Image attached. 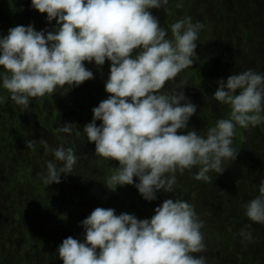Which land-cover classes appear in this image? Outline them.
I'll return each instance as SVG.
<instances>
[{
    "label": "clouds",
    "instance_id": "clouds-1",
    "mask_svg": "<svg viewBox=\"0 0 264 264\" xmlns=\"http://www.w3.org/2000/svg\"><path fill=\"white\" fill-rule=\"evenodd\" d=\"M169 0H31L32 7L47 14L55 31H37L18 25L0 38L2 87L15 104L28 108L30 98L79 86L94 79L85 61L103 66L110 61L105 84L108 98L92 109L93 119L83 132L95 144L97 156L119 166L106 187L133 185L149 202L163 190L172 193L176 173L198 167L194 179L208 181L209 172L223 174V163L236 160L232 147L236 127H255L264 121V74L247 70L218 81L214 99L230 107L227 119H219L201 135L189 129L197 106L181 88L183 81L165 91L169 81L193 64L199 22L184 18L172 24L171 38L151 9L165 8ZM97 121H102L97 126ZM186 130V134H180ZM71 134L70 124L58 128ZM36 140L26 141L32 148ZM47 173L45 185L61 183L77 162L73 148H52L40 139ZM60 162V166L58 163ZM138 177L139 183H134ZM150 219L116 214L111 208H95L81 223L83 242L71 236L58 247L63 264H207L203 222L187 201L168 198L154 209ZM245 215L264 224V180L259 195L245 205ZM251 240V233L241 232Z\"/></svg>",
    "mask_w": 264,
    "mask_h": 264
},
{
    "label": "trees",
    "instance_id": "trees-1",
    "mask_svg": "<svg viewBox=\"0 0 264 264\" xmlns=\"http://www.w3.org/2000/svg\"><path fill=\"white\" fill-rule=\"evenodd\" d=\"M187 1L169 0L165 8L150 11L158 17L160 26L171 38L170 26L184 18L190 17L192 20V15L188 13L199 9L202 18H206L209 8L215 10L211 24L208 18L207 22L199 21L203 28L198 33L193 64L181 71L175 80L169 81L164 89L168 91L183 81L181 88H184L191 103L197 106L187 130L194 128L203 135L219 119H227L230 115V107L214 99L218 81L250 69L264 74V1ZM23 2L33 8L31 0H0V17L7 18L8 24H16L26 11ZM179 10H182V18ZM110 65L111 62L107 60L103 66L86 61L85 67L94 73V79L87 80L90 87H82L83 84L70 88L65 86V89H58L53 94L30 98L26 109L15 104L6 89L0 90V163L5 171L14 161L16 169L25 163L18 174L13 170L15 176L22 175L18 179L8 176V171L5 173L6 182L0 178V242L7 246L0 244V263L10 264L4 259L8 257L9 260L16 255L9 253L19 238H23L27 245L32 243L33 238L38 240L36 256L48 259L52 258V252L53 256L59 257L58 247L67 237L83 242L85 230L81 222L97 207L114 209L117 215L128 213L138 219H150L157 206L165 199L174 198L190 203L203 222L201 232L205 251L192 255L206 257L208 264H264V224L253 222L245 215V205L259 195L260 182L264 180V121L255 127L242 128L237 125L232 144L239 151L237 159L223 163V174L209 172L208 181L194 179L198 167L185 170L182 175L177 172L174 191L168 193L161 190L156 193L157 199L151 202L143 198L134 184L110 190L106 187V181L119 164L115 160L97 156L95 144L89 142L83 132L93 116H86L82 120L84 126L79 119L72 121L66 118L73 136L59 132V127L53 124L63 107L70 112L75 108L71 105L75 103L74 106L79 108L84 105L81 110L86 111L89 99L97 107L108 98L105 84L110 75ZM0 72H3L2 67ZM47 108L53 111L51 115L47 114ZM22 111L24 115L27 114L26 119L22 117ZM96 123L99 126L98 121ZM3 125L6 126L5 130ZM28 126L32 128V137L24 138L23 146H18L15 139H22L24 133L28 136ZM15 129L22 131L15 134ZM58 132L61 138H69L67 148H73L78 159L71 174H61V183L48 186L40 176L47 173V160L44 158V164L39 159L44 154L39 141L43 139L48 143L49 140V146L54 148L52 141L59 137ZM180 134H186V130H181ZM33 139L37 143L26 151L23 148L27 146L26 141ZM80 146L85 148L81 150ZM91 153L93 166L89 167L85 162L87 158L92 161L87 156ZM47 157L50 159L51 155ZM87 183L104 185L103 192H96L91 200L85 193ZM134 183H139L138 177H134ZM242 231L251 233L252 239L242 237ZM20 245L18 242L16 246ZM39 248L41 251H38ZM46 249L48 252L44 254ZM21 252L17 256L27 264L32 263L33 253L24 255ZM221 252L229 256L228 262L220 257ZM59 263L63 264V261Z\"/></svg>",
    "mask_w": 264,
    "mask_h": 264
},
{
    "label": "rangeland",
    "instance_id": "rangeland-1",
    "mask_svg": "<svg viewBox=\"0 0 264 264\" xmlns=\"http://www.w3.org/2000/svg\"><path fill=\"white\" fill-rule=\"evenodd\" d=\"M181 1H185V2H188L187 0H181ZM261 0H259V2H260ZM264 1V0H263ZM24 5H25V7H27V3L26 2H24L23 3ZM262 8L264 9V3H263V6H262ZM214 8H209L208 10H207V12H206V18H202V16H201V12H200V10L199 9H197L196 10V12H192V14L190 13H188V15H192V22L193 23H196V22H199V21H202V22H207V18L209 19V22H210V24H211V18L213 17V15H214ZM181 12V15H180V17L182 18L183 17V13H182V10H179V13ZM43 18H46V16L45 15H43L42 16ZM40 23L41 24H43V22L42 21H40ZM52 25H55V29H56V27H57V22H56V20H53L52 21ZM2 89H4L3 87H2V85H1V87H0V90H2ZM91 101V99H89L88 100V103ZM75 105V103L73 104V105H71V107L72 106H74ZM82 108H84V105H82V106H80V108H74V109H72L70 112H68L67 111V108H65V107H63L62 109H61V113L59 112L57 115H56V117L54 118V122H53V124L54 125H56L57 127H61L62 125H64V124H68V121L66 120V118H69V120H72V121H76L77 119H79L80 120V123L82 124V126H84L83 125V123H82V120L87 116V117H91V116H93V111L92 110H90V109H87L86 111H83V110H81ZM69 109V108H68ZM91 109H93V103L91 102ZM52 112L53 111H50L49 110V108H47V114H49V115H51L52 114ZM65 113H67V116H66V118H64L63 117V115L65 114ZM27 114H25V116H26ZM24 116V117H25ZM102 124V121H98V125L100 126ZM27 126V125H26ZM29 127V126H28ZM2 128L5 130L6 129V126L5 125H3L2 126ZM20 131H22L21 129H19ZM31 130H32V128L31 127H29V129H28V137L29 138H31L32 137V132H31ZM58 135H59V132L57 133ZM71 136H73V134L71 133L70 134ZM42 136V135H41ZM66 141H70L69 140V138L68 137H66L65 139H63V138H61V136L59 135V137L58 138H54L53 139V141H52V146L55 148V147H58V146H60L61 144L65 147V148H67V143H66ZM75 143H77V142H75ZM51 144V142L48 140V145H50ZM79 144V143H78ZM70 146V145H69ZM82 148L84 149L85 148V146H80V149L82 150ZM19 155V154H18ZM87 156H89V157H91L92 158V161L89 159V158H87V161L85 162L86 164H89V167H92L93 166V156H92V153L91 154H88ZM42 157H43V155H40L39 156V159L40 160H42ZM43 159H44V157H43ZM50 159H53V157L51 156L50 157ZM46 160V159H45ZM49 159H47V161H48ZM58 163V166H60V162H57ZM15 161H14V163L12 162L11 163V165H9V167H8V169L5 171V168H3V165L0 163V170L2 169V171L0 172L1 174H0V178L2 179V180H4V182H6L7 181V178H6V176H5V173L7 172V175L8 176H10V177H14V178H16V176H15V173L13 172V170H14V168H15ZM35 169H37V168H35ZM92 169V168H91ZM103 177H104V174H103ZM102 177V178H103ZM87 187H84L85 188V193H86V195H87V197H89L91 200H93V198H94V196H93V194H95L96 192H103V188H104V185H92V184H90V183H87ZM89 188H90V190H89ZM85 196V195H84ZM101 196H104V195H101ZM34 240L32 241V243L30 242L29 243V245H27L26 244V242H25V240L23 239V238H19L17 241H16V243L14 244V249H11L10 250V253L9 254H15L16 253V255H12L13 256V258L12 259H9L8 260V257L6 258L5 257V261H7L8 263H9V261H10V264H27V263H25V261H23L22 260V257H18L17 256V254H19L20 253V251H22L21 253L22 254H24V255H30V254H32L33 253V258L31 259L32 260V263H30V264H56V263H58V264H60L59 262L61 261L60 259H59V257H57V256H53V254H52V252H51V256H52V258H48V259H46V258H43V257H40V256H36V254H34V253H36V249H37V246H38V240L36 239V238H33ZM18 242H20V246H16L17 245V243ZM0 244H1V246L2 247H7L6 246V244H4V243H1L0 242ZM16 246V247H15ZM40 250V248L38 249V251ZM41 251V250H40ZM5 252H7V250L5 251ZM48 252V249H46L45 251H44V254H46ZM224 252H221V258L225 261V262H228L229 261V256L227 255V254H223ZM9 254H7V255H9ZM215 254H217V253H215ZM217 255H219V254H217ZM194 256H195V254H194ZM22 260V261H21ZM6 262V263H7ZM1 264V263H0ZM208 264V263H207Z\"/></svg>",
    "mask_w": 264,
    "mask_h": 264
},
{
    "label": "flooded vegetation",
    "instance_id": "flooded-vegetation-1",
    "mask_svg": "<svg viewBox=\"0 0 264 264\" xmlns=\"http://www.w3.org/2000/svg\"><path fill=\"white\" fill-rule=\"evenodd\" d=\"M24 3V2H23ZM23 6H24V9L26 10L25 12H23L22 14H23V17H22V19L20 20H18V22L16 23V24H8V22H7V18H5L4 16H1L0 17V38H2V37H4V36H7L8 35V31H9V29L10 28H13V27H15V26H18V25H23V26H29V25H32V26H34L35 27V29L37 30V31H45V32H47V31H55V25H52V22L51 23H49L48 22V20H47V14L46 13H40L38 10H36V9H34V8H29L28 6L27 7H25V5L23 4ZM43 15H45L46 16V18H43L42 16ZM40 21H42L43 22V24H41L40 23ZM86 62V61H85ZM84 62V63H85ZM107 67H108V65H107ZM3 71H4V69H3ZM0 85H2V81H0ZM90 87L89 86V82H87V81H85L84 83H83V85H82V87ZM91 102L93 103V101L91 100L88 104H89V107H88V109H90V110H92L91 109ZM72 107H75V108H79V107H76V106H72ZM93 108H94V103H93ZM83 109V108H82ZM24 113V111H22V117H24L25 115L23 114ZM60 113H61V110H60ZM11 115H15L16 116V114H12V112L10 113ZM66 116H67V113H65L64 115H63V117L64 118H66ZM27 118V116H25L24 117V119H26ZM19 128V127H18ZM18 131H20L19 129H15V131H14V133L16 134ZM22 136V135H21ZM24 138H29L25 133H24V135H23V137H22V139H19V138H14L15 140H16V143H17V145L18 146H23V143H22V140L24 139ZM29 139H31V138H29ZM26 151H30L32 148H28L27 146H25V147H23ZM33 151V150H32ZM43 157L47 160L48 159V157L47 156H45L44 154H43ZM43 157H42V163H44L45 164V161H44V159H43ZM16 165V164H15ZM23 165H25V163L23 162L20 166H19V168H14V170H15V172H16V174H18V172H19V169L23 166ZM35 169V168H34ZM20 176H22V175H17L16 176V179H18ZM1 255V254H0Z\"/></svg>",
    "mask_w": 264,
    "mask_h": 264
}]
</instances>
